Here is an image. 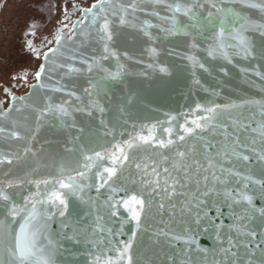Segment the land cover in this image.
<instances>
[{
	"label": "snow or ice",
	"instance_id": "6c2138e0",
	"mask_svg": "<svg viewBox=\"0 0 264 264\" xmlns=\"http://www.w3.org/2000/svg\"><path fill=\"white\" fill-rule=\"evenodd\" d=\"M60 12L0 99V264H264V0Z\"/></svg>",
	"mask_w": 264,
	"mask_h": 264
},
{
	"label": "flooded vegetation",
	"instance_id": "af4514ba",
	"mask_svg": "<svg viewBox=\"0 0 264 264\" xmlns=\"http://www.w3.org/2000/svg\"><path fill=\"white\" fill-rule=\"evenodd\" d=\"M2 0H0L1 2ZM10 0H5L3 5L1 6L0 9V28H3V21H2V13L3 10L5 9L7 3ZM16 3L14 4H18L20 5L22 3L23 0H15ZM73 2V0H69L67 1L68 5H69V11H71V3ZM76 2L80 3L81 5H88L90 3L93 2V0H76ZM65 2L64 0H25L21 11L18 13L17 17H18V21L16 24H14L16 26V30L14 32L11 33V36H15L14 38H16V40H19L20 42L23 41V32L25 30V27L27 25V22L30 19L36 18L39 19L41 24L44 26L41 33L39 34L40 36H45V35H49V33L54 30L57 21L61 18V12L60 9L64 6ZM73 19H75V17H73ZM21 24L23 25V28H21ZM13 25V27H14ZM10 28V27H9ZM4 31L7 33V28L4 26ZM14 29V28H13ZM20 29V33L17 36L16 32L17 30ZM9 32V31H8ZM22 54H24V52L22 51V49H20ZM36 62V61H35ZM33 66H22L20 68L19 71L21 70H28L29 72H31ZM14 82H11L9 85L6 84V82L1 81V86H2V90H3V86L7 85V86H12ZM28 88H26L25 86H19L17 85L15 88H13V91L18 93V94H23L25 92H27ZM3 97V96H2ZM5 107H7V104L4 105Z\"/></svg>",
	"mask_w": 264,
	"mask_h": 264
},
{
	"label": "rangeland",
	"instance_id": "374dc122",
	"mask_svg": "<svg viewBox=\"0 0 264 264\" xmlns=\"http://www.w3.org/2000/svg\"><path fill=\"white\" fill-rule=\"evenodd\" d=\"M24 1L25 0L18 5L14 4L16 3L15 0H10L2 13V21L4 25L3 28H0V97L4 96L1 81H4L9 85L11 82H15L11 77L20 72L19 70L22 66H34V64L38 63L26 54H22L20 49H22L23 41L20 42L14 38L15 36H11L13 30L15 32L17 29L14 24L18 21L17 15L21 11L20 8H22ZM23 25L24 24H21V28H23ZM4 26L8 29L7 33L4 31ZM16 33L18 36L20 29H18Z\"/></svg>",
	"mask_w": 264,
	"mask_h": 264
},
{
	"label": "water",
	"instance_id": "95a60500",
	"mask_svg": "<svg viewBox=\"0 0 264 264\" xmlns=\"http://www.w3.org/2000/svg\"><path fill=\"white\" fill-rule=\"evenodd\" d=\"M4 1L5 0H2L1 2H0V9H1V6L3 5V3H4ZM67 1H69V0H67ZM71 1V0H70ZM64 2H65V0H64ZM37 44H39V36L37 37ZM34 81H32L31 79L29 80V83H33ZM13 84H15V82L13 83ZM12 84V85H13ZM6 87H9V86H7V85H4L3 86V90H4V88H6ZM11 87V86H10ZM26 88H28V90H27V92H25V93H23V94H18V93H16V92H14L17 96H23V95H27L28 93H29V91H30V88L29 87H27V86H25ZM13 90V89H12ZM3 95H4V92H3ZM0 99H4V96L3 97H0ZM93 195H94V193H93ZM205 243V245H206V243L207 242H204Z\"/></svg>",
	"mask_w": 264,
	"mask_h": 264
}]
</instances>
